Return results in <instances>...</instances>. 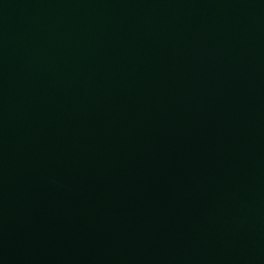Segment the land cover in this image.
<instances>
[{"label": "water", "instance_id": "1", "mask_svg": "<svg viewBox=\"0 0 264 264\" xmlns=\"http://www.w3.org/2000/svg\"><path fill=\"white\" fill-rule=\"evenodd\" d=\"M0 264H264V0H0Z\"/></svg>", "mask_w": 264, "mask_h": 264}]
</instances>
